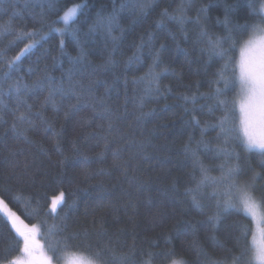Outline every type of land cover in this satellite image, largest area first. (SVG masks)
Wrapping results in <instances>:
<instances>
[{
	"label": "trees",
	"instance_id": "1",
	"mask_svg": "<svg viewBox=\"0 0 264 264\" xmlns=\"http://www.w3.org/2000/svg\"><path fill=\"white\" fill-rule=\"evenodd\" d=\"M41 2L0 3V78L11 73L9 80L0 79V86L7 89L16 80L32 85L51 77L67 90L71 69L80 100L77 104L75 96L57 95L54 110L51 104L42 107L47 88L26 93L23 99L32 105L31 113H42L47 124L32 115L35 127L25 139L12 129L15 95L0 97V201L23 225L40 224L45 251L67 238L74 247L66 255L87 256L83 247L75 246L90 245L103 253L107 264H169L181 258L187 264H231L240 252L235 240L239 225L248 226L250 239L251 218L217 209L211 193L222 185L210 184L199 192L186 189L196 187L202 166L209 176L219 177V165L226 161L218 151L225 147L224 137L214 127L222 112L207 107L214 103V89L223 87L214 83L223 61L210 60L202 51L206 45L199 32L203 27L226 35V15L230 24L254 21L247 0H142L147 4L142 11L137 0H61L55 7L84 5L73 25L75 36L50 30L61 13L48 11L45 3L42 19ZM125 2L111 34L89 31L97 14L107 16ZM227 5L233 7L226 13ZM181 7L184 23L172 19ZM165 10L168 16L162 15ZM19 31L38 34L10 43ZM30 40L36 46L9 69L6 61ZM81 50L83 60L71 63L70 57ZM234 55L238 60V49ZM150 71L155 76L151 86ZM185 95H194L195 103L185 102ZM234 95L227 93L229 99ZM69 105L79 110L71 111ZM19 111L27 109L21 105ZM238 118L237 107V123ZM226 147L233 153L229 163L241 169L238 181L250 183L257 201L264 200V157L234 141ZM61 192L63 202L50 213L51 198ZM193 195L200 208L194 206ZM52 226L58 231L49 234ZM18 239L0 215V260L19 255Z\"/></svg>",
	"mask_w": 264,
	"mask_h": 264
},
{
	"label": "snow or ice",
	"instance_id": "2",
	"mask_svg": "<svg viewBox=\"0 0 264 264\" xmlns=\"http://www.w3.org/2000/svg\"><path fill=\"white\" fill-rule=\"evenodd\" d=\"M3 0H0L2 3ZM61 0H42L41 2V18L45 16L44 4H47L48 11L55 10L58 14L56 19L51 22L50 30L56 31L61 35L71 33L76 35L78 29L74 28L78 19V14L84 7L82 3H74L71 7L60 9L55 7L59 5ZM127 3H122L119 9L114 8L112 13L107 16L97 14L95 21L89 26V31L103 30L111 34L114 27H118L117 17L118 12L123 10ZM136 6L142 11L147 4L142 0H137ZM232 5L226 6V13L232 9ZM248 15L254 16L256 19L249 22L247 19L243 24H230L227 15L224 20V27L226 35L220 36L210 33L206 28H201L199 32V39L206 45L205 51L209 59H217L223 61L221 67L216 72L217 79L214 81L217 85L223 84V87H216L212 93L211 98L214 103L208 105L209 112L219 109L222 115L218 118L214 127L219 128V136H223V144L225 147L218 149L221 155L226 157L225 163L219 165L221 175L219 177L209 176L208 169L201 167V178L197 182L196 187L186 189L188 192H199L201 188L207 187L210 184L222 185L221 189H214L211 193L212 197L216 198V207L218 210L222 209L225 212L234 211L237 215H245L255 220L259 214L261 222H264V212H260L261 204L264 200L257 201L253 195L252 185L248 182H239L238 177L241 174V169L238 164L233 165L229 163L233 153L226 147L230 142H237L246 151H257L261 157H264V0H247ZM180 15H174L172 19L179 23H184L186 17L182 14L183 7L178 9ZM163 16H168L167 10L162 13ZM63 23V28H55L58 23ZM6 34H11L9 28L3 29ZM35 31L23 32L19 31L15 35V40L10 43H15L25 38L37 35ZM115 39V37H113ZM227 44V47L225 45ZM36 46L35 41H31L24 45L16 56L7 60L6 63L9 69L21 60L22 56L26 55ZM63 46V41H61ZM239 50V59L237 60L234 53ZM83 50L81 55L77 57H70V62L75 64L83 60ZM113 61L109 60V63ZM71 69L68 73V89L65 90L63 85H54L51 77H45L35 81L32 85L22 84L20 80L9 83L7 89L0 86V97L4 95H15L16 109L13 111L14 122L12 124L13 131L18 137L27 139V131L35 127L32 115H36L43 120L42 113H31L32 105L23 99L26 93L38 94L47 88V96L42 101V107L46 104H51L54 110L56 107L55 97L60 95L63 98H70L75 96L77 104H79L80 96L75 89L77 83L71 79ZM150 76L154 78L149 80V85L155 82V76L151 71ZM11 73H4L0 78L4 81L10 79ZM135 82V81H134ZM158 87V85H157ZM234 91L235 95L229 99L228 92ZM202 96L204 94H201ZM185 102L191 100L194 104L196 97L185 95L183 96ZM23 105L27 111H19ZM0 106H3V100L0 99ZM239 109L238 123L235 119L236 109ZM71 111H78L77 105H69ZM196 109L194 108L193 111ZM187 111V109H186ZM19 112L17 115L16 113ZM67 116L68 113H65ZM0 120H3V115L0 114ZM195 123H199L195 116L192 117ZM48 129L45 128V131ZM59 150V149H58ZM188 145L185 146V151H189ZM238 158V157H237ZM261 166H264V159L260 161ZM193 204L200 208V201L197 200L196 195H193ZM64 200V194L61 192L59 196L55 197L51 203L52 212L56 211L57 205ZM3 204V201H0ZM0 215L6 218V222L14 229L15 235L19 238L16 246L19 255L12 258H5L0 260V264H54V260H63L65 264H107L103 258V253L100 250H91L90 245H76L77 249L83 247L87 252V256L79 253L80 259H68L65 250L74 247L68 242V239L58 241L56 245H49L47 251L44 246L36 240V235L39 231L36 225L28 227L20 226L22 222L18 223L19 217L10 212L5 204L0 209ZM58 231L55 226L49 228V234ZM256 231L260 233L257 238ZM249 228L247 225H239V234L235 237L236 245L240 247L239 255H233L231 264H264V227H259L252 232L249 239ZM243 244L241 246V242ZM62 245V247H61ZM51 252L49 256L47 253ZM72 257H76L78 253H71ZM150 256L155 254L150 253ZM167 255H174L169 252ZM145 264H150V261H145ZM172 264H187L183 258L173 259Z\"/></svg>",
	"mask_w": 264,
	"mask_h": 264
},
{
	"label": "rangeland",
	"instance_id": "3",
	"mask_svg": "<svg viewBox=\"0 0 264 264\" xmlns=\"http://www.w3.org/2000/svg\"><path fill=\"white\" fill-rule=\"evenodd\" d=\"M60 194H58V195H56V196H54V197H52L51 198V201H50V206H49V212L50 213H54V212H52V210H51V203H52V200L55 198V197H57V196H59ZM4 207V204H0V209H2ZM57 207H58V205H57ZM57 207H56V209H57ZM251 218V217H250ZM251 220H252V223H253V231H255V230H257L259 227H264V222H261V219H260V216H259V214H258V216H257V218L255 219V220H253L252 218H251ZM18 223H20V221H18ZM32 225H36L37 226V228L39 229V231H38V233H37V235H36V240L38 239L39 240V243H40V241H41V239H40V224L39 223H35V224H31V225H27L28 227H31ZM20 226L21 227H23L24 225L23 224H20ZM256 235H257V238H259V235H260V233L258 232V231H256ZM37 240V241H38ZM42 243V242H41ZM49 256H51L49 253H47ZM71 254V253H70ZM70 254H67V258L68 259H80V255L78 254L76 257H72ZM54 264H65V261H63V260H61L59 263H56V262H54ZM169 264H172V262L171 263H169Z\"/></svg>",
	"mask_w": 264,
	"mask_h": 264
}]
</instances>
